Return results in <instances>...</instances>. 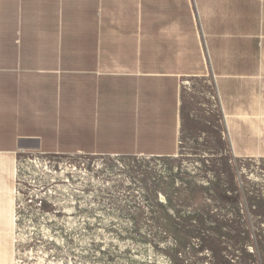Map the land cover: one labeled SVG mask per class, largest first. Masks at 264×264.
Instances as JSON below:
<instances>
[{
  "label": "crops",
  "instance_id": "crops-1",
  "mask_svg": "<svg viewBox=\"0 0 264 264\" xmlns=\"http://www.w3.org/2000/svg\"><path fill=\"white\" fill-rule=\"evenodd\" d=\"M194 143L264 159V0H0V158ZM13 174L0 161V237Z\"/></svg>",
  "mask_w": 264,
  "mask_h": 264
},
{
  "label": "rangeland",
  "instance_id": "rangeland-1",
  "mask_svg": "<svg viewBox=\"0 0 264 264\" xmlns=\"http://www.w3.org/2000/svg\"><path fill=\"white\" fill-rule=\"evenodd\" d=\"M204 146L0 158L17 198L1 212L18 230L0 237V264H264V159Z\"/></svg>",
  "mask_w": 264,
  "mask_h": 264
},
{
  "label": "built area",
  "instance_id": "built-area-1",
  "mask_svg": "<svg viewBox=\"0 0 264 264\" xmlns=\"http://www.w3.org/2000/svg\"><path fill=\"white\" fill-rule=\"evenodd\" d=\"M196 15V14H195ZM196 17V16H195Z\"/></svg>",
  "mask_w": 264,
  "mask_h": 264
}]
</instances>
